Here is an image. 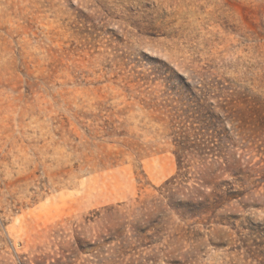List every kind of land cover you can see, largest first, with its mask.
<instances>
[{
    "label": "rangeland",
    "instance_id": "obj_1",
    "mask_svg": "<svg viewBox=\"0 0 264 264\" xmlns=\"http://www.w3.org/2000/svg\"><path fill=\"white\" fill-rule=\"evenodd\" d=\"M0 264H264V0H0Z\"/></svg>",
    "mask_w": 264,
    "mask_h": 264
}]
</instances>
